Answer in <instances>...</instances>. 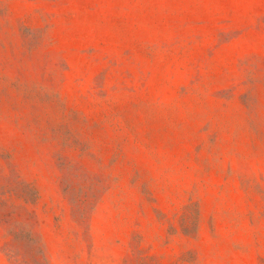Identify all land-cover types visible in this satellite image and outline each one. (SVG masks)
Wrapping results in <instances>:
<instances>
[{
  "label": "rangeland",
  "instance_id": "rangeland-1",
  "mask_svg": "<svg viewBox=\"0 0 264 264\" xmlns=\"http://www.w3.org/2000/svg\"><path fill=\"white\" fill-rule=\"evenodd\" d=\"M0 264H264V0H0Z\"/></svg>",
  "mask_w": 264,
  "mask_h": 264
}]
</instances>
